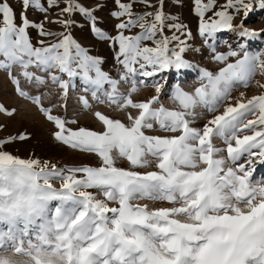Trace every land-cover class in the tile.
<instances>
[{
    "label": "snow or ice",
    "instance_id": "snow-or-ice-1",
    "mask_svg": "<svg viewBox=\"0 0 264 264\" xmlns=\"http://www.w3.org/2000/svg\"><path fill=\"white\" fill-rule=\"evenodd\" d=\"M20 3L17 13L0 0V70L54 124L55 140L94 154L99 164L59 167L23 159L3 146L28 134L0 139V264H264V183L252 180L254 162L264 165V92L232 95L264 74V52L252 54L239 44L219 53L215 44L225 30L240 40L264 34L245 26L251 0H193L198 33L224 66L200 69L202 83L192 92L177 85L175 109L160 104L163 84L156 77L193 67L183 56L192 33L181 22L169 23L163 0H113L114 35L98 26L96 9L80 0ZM30 9L43 18L30 19ZM77 14L113 49L118 76L103 70V58L72 36ZM77 81L96 104L136 114L127 111L125 122L96 111L102 130L72 127L77 120L53 114L66 103L44 100L50 85L66 99ZM122 84L130 85L127 91ZM149 86L156 95L133 99ZM79 99L92 108L88 96ZM198 107L212 114L200 127L194 126L203 115ZM0 114L13 117L17 109L0 102ZM154 129L166 134H149ZM120 160L129 166H118ZM149 168L154 170H143ZM142 199L173 206L150 210L134 203Z\"/></svg>",
    "mask_w": 264,
    "mask_h": 264
},
{
    "label": "rangeland",
    "instance_id": "rangeland-1",
    "mask_svg": "<svg viewBox=\"0 0 264 264\" xmlns=\"http://www.w3.org/2000/svg\"><path fill=\"white\" fill-rule=\"evenodd\" d=\"M17 13L22 9L20 0H7ZM85 6L96 9L95 15L98 18V26L106 30L110 34L114 35L116 32L115 25L118 22L110 15V11L115 9L113 0H80ZM164 11L166 14L172 17L169 23H183L187 29L192 33L191 38L188 41V48L183 53L184 58L193 67L185 69L183 74L175 72H166L156 77L157 80L163 84V87L159 93L160 104H163L169 109H175L176 104L173 101L172 93L177 85L185 91L192 92L195 88L199 87L202 81L199 79L200 69H208L212 72H216L219 68L224 66L223 62H217L213 60V52L209 46L204 42V38L198 33L199 18L193 11V0H163ZM253 3V9L250 11L248 18L245 20V26L249 29L264 30V8L260 6L261 0H251ZM218 3H224V0H218ZM100 5V7H97ZM139 10V6L137 8ZM29 18L39 21L43 18V14L35 9L29 10ZM55 11L50 13L49 19L54 18ZM243 19V13L236 18V23ZM76 24L70 29L72 36L84 47L90 50L93 56L103 58L102 68L103 70L111 73L113 76H118V64L114 59V51L109 46L107 41L99 40L91 31L90 23L87 18L77 14L75 16ZM46 27H52L56 29L57 25H46ZM170 34V33H169ZM33 41L39 39L36 32L33 30L31 33ZM216 52L227 53L232 49H237L239 44L245 45V51L252 54H259L264 52V34L248 40H240L234 32L221 31L217 34L215 41ZM243 53H241L242 55ZM235 58H230L234 60ZM67 79V77H65ZM255 81H259L264 84V74L257 73L254 82L250 87H239L233 93V97L239 96L241 92H244L247 96L259 95L264 92V88L256 86ZM130 85L122 84L121 90L127 91ZM32 93L39 91L35 88L28 89ZM48 95L44 100L45 105H50L55 102L59 104H67V108L56 107L53 109V114H63L68 119H75L78 124L72 125V127H86L94 130H102V124L93 115L96 111H102L113 118L121 119L127 122V111H131L134 115L136 110L127 109L121 111L115 106L108 104H96L92 101L91 94L85 93L83 87L79 81L76 82V86L69 89V93L66 99H61L59 89L55 85H50L47 89ZM154 87L141 88L138 93L133 94V99L145 100L152 95H156ZM88 96L92 108L83 107L80 97ZM0 102L10 107L17 109V114L13 117L0 114V139H6L10 136L19 134H28L29 138L24 140H15L12 143H7L3 146V150L7 151L17 157L23 159L38 158L41 161H50L59 167H79V166H98L99 159L94 154L81 152L70 148L67 145L55 140L52 133L55 131L53 123L49 122L44 114L38 109V107L30 100L20 97L12 81L9 79L6 72L0 70ZM159 107V105H156ZM222 110V109H221ZM197 113H203L194 123V126H202L207 119L211 117V113L207 112L203 107L196 109ZM149 134L164 135L159 129L149 130ZM217 146L223 147V142L220 140L214 141ZM226 155V153H224ZM243 162V161H242ZM118 166L128 167L127 161L120 160L117 162ZM228 166L234 167L235 165L229 163ZM252 180L253 183L259 181L264 183V165L259 162H254ZM154 170V168L143 169ZM142 170V171H143ZM52 183L59 187L61 181L54 180ZM99 198H103L102 196ZM134 203L147 204L149 209H155L158 207H171V203L166 201H152L147 199L137 200ZM111 206H115L114 204ZM182 220H186L185 217H180Z\"/></svg>",
    "mask_w": 264,
    "mask_h": 264
}]
</instances>
